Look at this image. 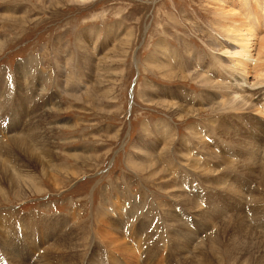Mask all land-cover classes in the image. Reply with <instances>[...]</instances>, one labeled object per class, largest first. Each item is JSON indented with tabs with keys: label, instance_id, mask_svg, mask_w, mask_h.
I'll list each match as a JSON object with an SVG mask.
<instances>
[{
	"label": "rangeland",
	"instance_id": "rangeland-1",
	"mask_svg": "<svg viewBox=\"0 0 264 264\" xmlns=\"http://www.w3.org/2000/svg\"><path fill=\"white\" fill-rule=\"evenodd\" d=\"M240 2L0 0V264H264Z\"/></svg>",
	"mask_w": 264,
	"mask_h": 264
},
{
	"label": "bare ground",
	"instance_id": "bare-ground-1",
	"mask_svg": "<svg viewBox=\"0 0 264 264\" xmlns=\"http://www.w3.org/2000/svg\"><path fill=\"white\" fill-rule=\"evenodd\" d=\"M241 1V0H240ZM247 0H242V2H240V4H243L242 6H244L245 5V2H246ZM225 9V8H224ZM223 9V10H224ZM225 11V10H224ZM232 12V11H231ZM254 14H255V12H254ZM232 18V17H231ZM238 22V21H237ZM235 23V22H234ZM233 23V24H234ZM239 23V22H238ZM236 24V23H235ZM231 25V24H230ZM222 28H224V27H222ZM226 28V32L225 33H228V32H231L232 34H235V33H237L238 31L236 30V29H232L231 31H228V29H227V27H225ZM229 28V27H228ZM230 29V28H229ZM225 30V29H224ZM247 30H249V31H252L253 29L252 28H248ZM255 30V29H254ZM239 33V32H238ZM237 33V34H238ZM228 35V34H227ZM226 35V36H227ZM240 37V36H239ZM242 38V37H241ZM263 49H262V48ZM243 49V48H242ZM260 49L262 50L261 51V54L262 55H264V41L261 43V46H260ZM241 53V52H240ZM229 54V53H228ZM234 54V53H233ZM235 54H237V55H239L237 52H235ZM251 53H250V49H247L246 51H245V49H243V52H242V54H240V55H243V56H249ZM262 57V56H261ZM246 58V57H245ZM238 59V58H237ZM259 59H260V61H262L263 62V60H264V58H260L259 57ZM232 60V59H231ZM243 63V62H242ZM244 64V63H243ZM258 67H255L254 68V70H255V75H256V80L258 81L259 79H264V73H262V72H258L257 73V71H258V69H257ZM230 73V72H229ZM240 73H243V74H246V73H244V71H240ZM249 73V72H248ZM247 76H249V74L248 75H246L244 78H247V79H245V82H244V84H242L241 85V87L239 86V87H237V89H238V91H240L239 89H241V90H243L244 88H242L244 85H246V83L248 84V77ZM258 85H259V82L257 83ZM248 86H249V84H248ZM248 88V87H247ZM249 89V91H250V88H248ZM253 88H251V90H252ZM247 91V90H246ZM235 92H236V90H235ZM242 96V95H241ZM253 96H257L258 97V99L259 98H261L262 96L264 97V94H263V91H258V92H255V94H253L252 93V97ZM234 100V99H233ZM252 100V99H251ZM261 100H263V98L261 99ZM250 100H246V102H249ZM235 102V101H234ZM249 104V103H248ZM264 104V103H263ZM254 106V105H253ZM198 112V111H197ZM193 115V114H192ZM17 138V137H16ZM263 175H264V173H263ZM264 177V176H263ZM264 179V178H263ZM264 199V198H263Z\"/></svg>",
	"mask_w": 264,
	"mask_h": 264
}]
</instances>
